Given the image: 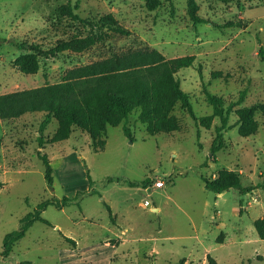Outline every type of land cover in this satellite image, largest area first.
Wrapping results in <instances>:
<instances>
[{"label":"rangeland","instance_id":"1","mask_svg":"<svg viewBox=\"0 0 264 264\" xmlns=\"http://www.w3.org/2000/svg\"><path fill=\"white\" fill-rule=\"evenodd\" d=\"M195 1L205 22L190 19L186 0H0V95L59 83L70 68L132 48L153 47L166 58L195 56L175 72L193 113L177 103L175 130L149 134L135 109L106 126L105 144L95 150L80 129L50 142L55 119L42 129L40 142L43 111L0 118V264H208L209 256L215 264H264V238L254 227L264 218V115L255 112L256 132L242 136L236 113L264 102V60L257 53L259 43L264 47V0ZM109 12L130 34L111 33L82 51L40 57L35 73L13 63L27 45L48 48L84 35L72 13L96 19ZM229 20L243 25L225 26ZM242 89L244 98L235 103ZM205 90L220 96L224 107L234 104L215 159L211 145L221 121L214 117L202 125L201 117L213 110ZM41 154L52 167L51 186ZM221 170L230 171L225 180L235 177L248 191L206 188L202 177L213 180ZM146 178L148 184L161 178L164 185L146 189ZM63 196L73 199L47 205L40 213L47 223L34 221L2 253L4 235L22 216L42 200Z\"/></svg>","mask_w":264,"mask_h":264},{"label":"trees","instance_id":"2","mask_svg":"<svg viewBox=\"0 0 264 264\" xmlns=\"http://www.w3.org/2000/svg\"><path fill=\"white\" fill-rule=\"evenodd\" d=\"M187 13L194 23L205 22L206 19L198 15L195 0H186ZM69 3V1H68ZM149 7L153 3L149 1ZM72 16L79 20L84 35H74L70 41L58 40L52 47L41 48L39 45H27L25 52L18 54L13 63L23 73H35L39 68L40 57L48 58L58 52L69 49L82 51L94 45L96 42L106 40L111 33L130 34V31L121 26L112 13H105L96 19L80 18L76 13ZM225 26H242L240 20H229ZM21 46V43H16ZM258 55L264 60V47L259 43ZM194 55H181L166 58L158 49L147 46L132 48L119 54L91 61L70 68L59 83L46 84L20 91L16 94L0 95V118L5 120L16 117L24 112L43 111V117L39 122L37 136L42 142V129L52 120L57 121V128L48 138L50 142L66 139L75 129H80L89 134L95 150L103 148L107 125H118L135 109H138L139 120L146 125L149 134L158 131H171L180 126L178 117L172 113L175 105L179 103L181 109L192 113L190 95L175 77V72L183 67L193 64ZM201 74V67L198 64ZM215 75L218 73H214ZM206 99L212 105V113L201 117V123L205 127L210 125L211 118L219 117L221 123L216 126V134L211 145V156L215 159L214 152L220 146L221 130L226 126L232 102L224 107L220 96L205 90ZM245 94V89L239 92L235 103H240ZM255 112L264 115V102H258L249 106L236 109L239 126L238 133L242 136L255 133L258 124L254 118ZM128 134V129L124 127ZM44 165V179L48 186L53 183L52 167L46 154H41ZM230 171H220L218 177L209 180L202 177L204 186L217 193L227 188L242 187L237 178L225 180V175ZM110 180V179H109ZM130 185L136 181H127ZM149 179H144L141 184L147 185ZM264 188V178L259 184ZM77 195V194H76ZM76 195L74 197H76ZM70 197L48 198L39 202L33 211L27 212L19 220V226L7 232L3 237V254H7L13 243L20 239L36 220L46 222L41 216V210L52 204L61 207L67 204ZM111 216V209L106 205ZM256 233L264 238V218L254 221ZM69 241L74 242L70 237ZM208 264H215L212 257H207ZM181 259L177 264H183Z\"/></svg>","mask_w":264,"mask_h":264},{"label":"built area","instance_id":"3","mask_svg":"<svg viewBox=\"0 0 264 264\" xmlns=\"http://www.w3.org/2000/svg\"><path fill=\"white\" fill-rule=\"evenodd\" d=\"M151 183L152 184L145 185L146 189H148L151 185H153L154 187H161L164 185V181L161 178H156V179L152 180ZM148 202L149 201L147 199H145L143 201L144 205H148Z\"/></svg>","mask_w":264,"mask_h":264},{"label":"crops","instance_id":"4","mask_svg":"<svg viewBox=\"0 0 264 264\" xmlns=\"http://www.w3.org/2000/svg\"><path fill=\"white\" fill-rule=\"evenodd\" d=\"M151 209L156 211V210H158V207L157 206H153ZM103 244H104V246H111L113 243H105L104 242ZM110 257H111V255H109V260H110Z\"/></svg>","mask_w":264,"mask_h":264}]
</instances>
